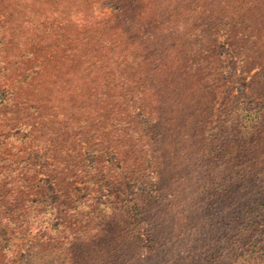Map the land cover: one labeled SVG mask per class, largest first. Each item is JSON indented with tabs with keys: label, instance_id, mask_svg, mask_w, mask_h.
Segmentation results:
<instances>
[{
	"label": "rangeland",
	"instance_id": "rangeland-1",
	"mask_svg": "<svg viewBox=\"0 0 264 264\" xmlns=\"http://www.w3.org/2000/svg\"><path fill=\"white\" fill-rule=\"evenodd\" d=\"M166 3L199 33L163 35V106L146 139L88 140L67 110L42 142L29 121L3 129L17 140L0 148V173L27 188L0 185V264H264V0ZM183 53L191 92L164 70Z\"/></svg>",
	"mask_w": 264,
	"mask_h": 264
},
{
	"label": "trees",
	"instance_id": "trees-1",
	"mask_svg": "<svg viewBox=\"0 0 264 264\" xmlns=\"http://www.w3.org/2000/svg\"><path fill=\"white\" fill-rule=\"evenodd\" d=\"M174 10L163 0H0V148L17 140L3 129L29 121L36 137L19 138L39 141L52 134L49 117L66 110L82 113L88 140L126 147L134 134L146 139L163 106V35H183L181 45L195 41L191 31H199L194 15ZM180 56L169 57L164 70L183 72L191 92L198 81L187 65L180 67ZM37 60L41 67L35 69ZM67 76L61 90L56 79ZM6 80L15 86L4 87ZM132 106L139 111L131 113ZM245 111L250 122L254 111ZM0 185L15 196L27 188L4 172Z\"/></svg>",
	"mask_w": 264,
	"mask_h": 264
}]
</instances>
